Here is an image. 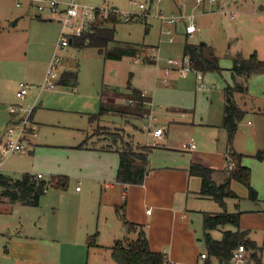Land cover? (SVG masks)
Wrapping results in <instances>:
<instances>
[{"label": "rangeland", "instance_id": "rangeland-1", "mask_svg": "<svg viewBox=\"0 0 264 264\" xmlns=\"http://www.w3.org/2000/svg\"><path fill=\"white\" fill-rule=\"evenodd\" d=\"M76 1L94 7L117 5L120 20L116 24V42L111 46L120 41L136 42L143 45V52L138 56L126 55L121 59H110L96 46H59L62 60L58 64V72L66 68H76L78 84L76 87L56 85L52 89L41 90L40 85L60 42L63 25L58 20L47 17V13L40 19L35 12L27 14L14 25L10 12L13 11L17 16L25 10L26 4L20 7L16 0H0V134L10 122L12 104L24 107L25 114L31 112L29 118L37 124L36 136H30L34 142L32 150L3 155L0 172L14 177H20L26 171L34 174L41 172L46 180L55 175H66L69 183L64 190L50 187L41 199L51 198L61 201L63 205L67 199H73V204L64 206V210L68 212L73 208V218L78 213L85 212L88 204L92 203L89 198H86V202L80 201L77 197L79 194L76 193L77 185L82 188V193L86 191L85 174L93 168L92 163H85L86 160L91 161V158H85L86 151L78 147L81 142L85 140L86 146H113L114 152H117L116 146L123 147L126 142L135 146L153 142V138L147 133V127L144 133L139 129L148 113L139 117L129 112L122 115L106 114L94 122L91 121V114L99 111L100 94L110 91H113L110 92L112 96L125 94L131 88L145 90L153 98V114L147 120L144 119L146 126L149 123L165 125V115L169 110H182L190 113L191 120L195 122L185 123V129L193 130L192 135L196 139L205 137V131L210 127L203 123L222 118L224 85L227 82L233 83L229 69L232 67V55L240 51L249 56L255 52L254 48L264 47V0H230L229 5L224 6L225 0H205L197 4L198 6H195L196 0H182L183 4L177 0L180 5L175 0H152L151 8L146 14L134 0ZM180 8L186 16L194 14L198 31L193 35L187 34L186 24L189 19L180 18L173 27L174 40L170 41L166 32L167 25L159 17V9L165 15H177L180 14ZM232 10L237 13L234 18L231 17ZM124 12L135 16L126 20ZM186 41H206L214 46L220 58L222 70L203 72L205 88H198L195 70L181 75L169 63V59L184 56ZM144 57L155 61H145ZM21 81L31 85L30 91L23 98L17 95ZM115 90L120 91L115 93ZM241 95L244 94L239 93L236 96L238 103L247 102L249 108L241 123L246 118L259 121L257 113L253 115L255 109L249 105L250 90L247 95L240 97ZM126 100L125 104H129L130 101L127 98ZM181 136L183 135L180 134ZM259 175L258 170V185L261 189L264 187V178L260 179ZM214 176L217 182L223 180L218 173ZM1 196L0 194V199ZM239 196V200L228 199L229 210H234L236 203L242 210L254 202L249 196ZM257 202L258 209L261 205L264 206V194L259 193ZM1 203L3 202L0 201ZM206 203L207 211L222 210L220 204L213 199ZM109 209V220L118 225L121 219L116 207L110 204ZM54 217L55 211L47 209L46 206L22 207L17 203L13 207H3L0 210V247L8 243L5 241L7 234H16L21 229V222L25 226V221H36V234L39 235V229L45 223L52 228ZM212 235L220 239L222 231L213 230ZM258 242L262 246L264 261V230L258 229ZM111 260L113 264H117L113 258ZM215 260L216 258L213 259L214 263Z\"/></svg>", "mask_w": 264, "mask_h": 264}, {"label": "crops", "instance_id": "crops-1", "mask_svg": "<svg viewBox=\"0 0 264 264\" xmlns=\"http://www.w3.org/2000/svg\"><path fill=\"white\" fill-rule=\"evenodd\" d=\"M175 1L177 2V0ZM179 2L177 3L180 5ZM229 3L230 0H225L223 6L229 5ZM107 6L109 5L107 4ZM112 6H116L118 9L117 5ZM195 6H198L197 0ZM31 12H35L38 17L35 9L26 6L25 10L17 16L11 11L10 18L14 20L16 17L22 16L18 19L16 23L18 24ZM180 13H183L181 8ZM41 17L43 18L45 15ZM253 50L264 60V47L263 49L256 47ZM239 79H243V77ZM196 84L199 89L206 87L204 75L203 87H200L197 75ZM247 84L248 93L250 90L251 95L249 105L255 109L253 115L257 113L256 115L260 119L253 121L246 118L243 123H241L242 120L239 122L233 139V147L236 151L244 154L242 164L251 168L252 184L259 191L258 194H264L262 193L264 187L260 189L258 185V170L260 171L259 178H264V160H259L253 156L258 149L264 148V114L261 111L264 104V72L252 73L247 78ZM119 91L115 90L114 92L118 93ZM142 91L147 96L146 106L149 108V113L144 118L147 120L146 118L153 114L151 109L153 98L147 91ZM110 92H108L109 94H100V103L108 99H114L117 103L125 104L127 102L123 94H113L112 96ZM244 95H247V92ZM241 104L247 111L249 110L247 102ZM18 107L20 110L18 109L17 113L10 112L9 124L15 121L18 116L25 114V108L21 105ZM223 114L221 119L204 122L203 124L210 128L205 131V137H197V139L192 135L193 130L185 129V123L195 124L191 120V114L187 111L169 110L165 115V125L149 123L146 126L143 119V124L139 126V129L144 133L145 127H147V133L153 138V142L143 143L152 149L149 153V172L141 184L117 182L116 174L120 162L118 152L100 149L99 147L83 148L87 153L85 158H91V161L89 159L85 163H92L93 168L85 174L86 191L82 193V188L77 185L76 193L79 194L77 197L80 201L86 202V198H89L92 203L88 204L85 212L78 213L74 219L73 208L69 212L64 210L66 204H73V199H67L64 205L61 201L51 198L41 199L40 204L33 207L46 206L47 209L55 211L54 221L51 223L52 228L47 227V223H45L37 235L36 221L31 223L25 221L26 227L22 226L24 224L21 222V229L16 234H7L5 241L8 243L0 247V264H113L110 247L114 241L128 233L132 237L137 236L135 231L127 230L122 220L118 225L109 220L110 204L117 207L122 203H125L126 218L130 222L139 224L140 228L145 230L150 247L153 250L166 253V264H205L207 260L204 262L200 258V255L206 251L202 225L204 211H207L205 210L207 208L206 201L211 198L201 197L198 194L202 185V178L190 174L189 168L193 162L220 169L227 166L228 135L226 129L222 127ZM156 127L164 128V134L161 138L153 134ZM6 128L0 134V151H2L7 138ZM36 133L35 131L31 136H36ZM180 134L183 136L180 137ZM190 139H194L197 144L196 148L188 151L183 150V142ZM31 141L33 144V138ZM155 141L158 142L157 145L154 144ZM219 177L222 178V176ZM242 185L236 179L231 181V187L246 197L249 194L248 188ZM66 195L68 196V194ZM0 201L3 202L0 204V210L3 207H13L17 203H20L22 207L30 206L19 201L10 202L2 196ZM257 201L242 209L241 227L249 230L250 237L259 243L258 229L264 230V206L261 205L258 209ZM148 209H151V212H148ZM97 232L98 245L90 246L87 242L88 237ZM216 260L219 262L217 258ZM216 260L215 263L214 261L212 263L218 264ZM261 263L264 264L262 251Z\"/></svg>", "mask_w": 264, "mask_h": 264}, {"label": "trees", "instance_id": "trees-1", "mask_svg": "<svg viewBox=\"0 0 264 264\" xmlns=\"http://www.w3.org/2000/svg\"><path fill=\"white\" fill-rule=\"evenodd\" d=\"M41 19L42 17L38 15ZM120 20L117 10H112L103 24L93 25L80 36H70V44L81 48L84 46H96L101 52H104L106 58L121 59L122 57L138 56L143 52V45L136 42L120 41L116 42V24ZM148 31V27L146 28ZM184 55H189L195 69L203 72L222 70L220 58L217 55L214 46L208 43L189 42L184 45ZM145 61L153 62L155 60L144 57ZM233 83H228L224 87V114L222 127L227 131V159L228 163L235 162L233 168L228 164L224 169L206 166L202 163L193 162L190 165L189 173L202 178V185L198 194L201 197L211 198L217 201L222 210L204 211L203 241L205 252L208 255L207 262L212 263L217 258L221 264H230L233 253L241 244L245 246L250 257L261 263L262 246L258 244L249 235V230L241 227L242 210L236 208L228 209V199L239 200L238 193L231 187V181L236 179L245 184L249 191V197L257 201L259 198L258 190L252 184V170L249 166L242 164L243 153L236 151L233 147V139L236 134L239 122L245 117L247 109L239 104L237 94H245L248 91L247 78L255 72H264V60L261 59L255 51L249 56L242 52L232 55ZM243 77V79H239ZM78 84V71L76 68L64 69L57 85L76 87ZM129 88L131 86L129 85ZM105 93V92H103ZM129 101V104L120 105L114 99L101 101L99 111L91 114V121L100 119L106 114H120L129 112L138 115L137 117L149 113L146 106L147 96L139 88H131L129 92L123 94ZM264 114V104L261 107ZM79 148L97 146H86L84 140L78 146ZM104 150H113V146L99 147ZM151 147L148 145L135 146L133 143L126 142L123 147L116 146V151L120 155L119 167L117 169L116 180L123 184H141L144 182L149 172V153ZM253 156L259 160H264V148L258 149ZM222 176V181L217 182L215 174ZM69 183L66 175H55L51 179L37 178V174L26 171L20 177H14L0 172V194L10 202H22L30 206H38L42 196L50 187L65 189ZM118 217L127 227L128 231H135L136 237L125 235L116 239L112 244L111 255L117 264H166L167 255L162 251L153 250L147 234L140 225L130 222L126 218L125 203L116 207ZM231 225L232 228H226ZM219 229L222 231V237L216 239L212 231ZM98 232L88 237V244L98 245Z\"/></svg>", "mask_w": 264, "mask_h": 264}, {"label": "built area", "instance_id": "built-area-1", "mask_svg": "<svg viewBox=\"0 0 264 264\" xmlns=\"http://www.w3.org/2000/svg\"><path fill=\"white\" fill-rule=\"evenodd\" d=\"M161 1V0H157ZM205 0H197V4L203 3ZM134 2L143 9V12L146 14L151 8L152 0L137 1ZM182 3V0H180ZM16 4L20 7L26 4L27 8H33L36 10L37 15H44L47 13V17L51 19L58 20L62 23L63 28L61 32L60 42L57 49L54 52V55L50 61L49 67L46 72L43 83L40 85V89H52L57 85V80L60 73L58 72V64L61 61V56L59 55V46L64 47L69 45L71 41L70 36H80L84 31L89 30L92 26L101 25L104 23L105 19L109 17L113 6L105 7H94L83 5L76 0H16ZM126 20H131L135 14L132 13H123ZM52 16V17H51ZM236 12H231V17L234 18ZM159 17L167 25V34L169 35V40L173 41V27L177 24L180 18H188L189 22L186 24L187 34H195L198 31L197 23L194 20V14L186 16L184 13L180 14H169L165 15L162 9H159ZM69 32H67V30ZM169 63L173 66L174 69H177L181 75H186L188 72L195 70L197 73V79L199 81L200 87H203V71L195 69L192 60L189 55H184L179 59H169ZM31 89V85L24 81L19 83V89L17 95L21 98L26 96ZM10 111L12 113H17L18 106L15 104L10 105ZM31 112L26 113L24 116H18L15 121L11 122L7 128V138L3 144V149L0 151V166L3 160V155L11 152H26L32 150V141L30 139L31 134L33 135L36 131L37 124L32 122L29 118ZM153 134L161 138L164 134V128L156 127L153 130ZM158 142L155 141L154 144ZM197 146L194 139L187 140L183 142L182 149L185 151L193 150ZM229 168L234 167V162L231 160L228 163ZM42 173L37 174V178H43ZM148 212H151V209H148ZM201 260L204 262L207 260V253H202L200 255ZM205 264H213L208 263ZM230 264H258V261L250 257L248 251L244 245L238 246L235 249L231 263Z\"/></svg>", "mask_w": 264, "mask_h": 264}, {"label": "water", "instance_id": "water-1", "mask_svg": "<svg viewBox=\"0 0 264 264\" xmlns=\"http://www.w3.org/2000/svg\"><path fill=\"white\" fill-rule=\"evenodd\" d=\"M114 9H117L116 6H113ZM22 16L16 17L14 20H12V24H16L18 22V19H20ZM201 43L205 44L207 43L206 41H201Z\"/></svg>", "mask_w": 264, "mask_h": 264}]
</instances>
